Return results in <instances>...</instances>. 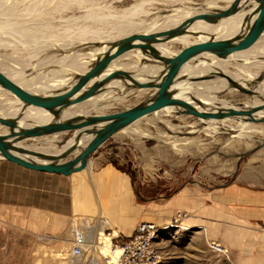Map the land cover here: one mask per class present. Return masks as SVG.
Segmentation results:
<instances>
[{"label": "rangeland", "instance_id": "1", "mask_svg": "<svg viewBox=\"0 0 264 264\" xmlns=\"http://www.w3.org/2000/svg\"><path fill=\"white\" fill-rule=\"evenodd\" d=\"M16 1L14 2H16L17 6L21 9L30 7V9L32 8L34 10L40 7L35 3H29L30 0ZM65 1L64 4L63 0H57L53 2V4H50V7L53 8L50 12V20L48 18L50 14L42 15L43 17L40 18L39 16L35 17L38 15L37 13H39V10H35L34 13L37 12L36 14L32 11H30V14L28 13L29 11L25 12V15L26 13L28 15L32 14L34 19L42 21L44 18H48L45 22L50 21V27L45 31L46 37L50 36L49 39L42 38L34 42V44L32 43L35 48L34 52L36 51L35 58H27L29 57L28 51L26 52L20 45H16V43L22 44L24 39L21 38L17 32H12L11 34L10 28H7V31L0 30V34L6 33L0 35V55H4V57H8V59L14 56L23 59L22 67L24 71L26 70V74H28L32 70L31 67L27 65L35 64L38 58L42 60L49 52L48 55L55 54L53 50H49L51 48V43L59 46V43H63L61 40L62 37L66 38L75 33H85L88 36H97L98 39L100 38L102 40L110 38L118 39L120 35L119 32L125 27L120 21L124 20L123 18L125 15L123 14L127 13L130 8L133 11L128 18L132 21L141 20L142 25H146L147 27L149 23L147 21L152 18H157V16L167 18L174 14V12L171 13V11L176 7L179 8L181 6L185 11L187 10L186 7H188L189 10L187 11L191 12L190 14H196L200 11L199 8L202 7L201 5L204 4H209V6L215 5L216 9L225 5L223 0H170V2L168 0ZM145 1H148L146 5L143 3ZM2 2L8 3H4V6L13 4V0H3ZM2 2L1 5H3ZM74 2H77V4L74 5L76 7L69 9V4ZM109 3H111V10L105 8V5H109ZM67 5L68 8H66ZM135 5L137 7L139 5L145 6H139L140 8L137 9V7H134ZM90 7H93V10H91ZM110 11H112L111 16L114 17L115 22L113 19H109L108 13H110ZM3 17L6 18L7 16L5 15ZM1 18L2 17H0V19ZM26 18V20H32L30 16ZM89 18H92L94 22L90 21ZM6 19L2 18V20ZM162 21V24L157 28L169 29L170 26L166 24L167 20L162 19ZM104 22H107L109 25L104 24ZM30 26L29 33L33 37L34 34L38 33L37 29L41 27V25L32 24ZM82 28H84V30ZM7 32H10V34H8L9 36ZM117 33L119 34L115 37ZM14 35L16 36L14 37ZM53 35L59 37L60 40L58 42L50 40L51 37H54ZM13 38L15 40H13ZM79 39H81V37L74 39L73 43ZM10 40L12 41L11 43L9 42ZM67 40L69 39H65L64 41ZM179 40L184 41V39H175L172 42L176 44ZM7 41L9 43H6ZM37 43L38 47L36 45ZM94 44L95 43L80 45L76 47L77 49L73 48V50L75 49L82 52L85 47L93 46ZM8 45H15L16 47L10 48ZM95 45L98 46L100 44L97 43ZM46 50L48 51L46 52ZM197 60L198 59L194 62L196 63ZM227 62L229 64L237 63L234 59H227ZM9 64L16 68L21 67H17L18 64L12 63V61H9ZM37 86V84H31V88H36ZM245 96L249 95H243L238 92H228L219 95L217 99L225 103L236 105L237 102L245 98ZM134 104L135 102L128 104L125 101L110 104L109 109H107L104 114L119 112ZM178 115L182 119H178ZM147 118L138 121L132 125V127H129L127 131L109 138L90 156V163L87 170L85 169L81 172V175L84 176L86 180V187L93 194V204L96 209L92 215L87 216L86 220H88L89 223H98L99 225L100 220H105L108 224L110 223V204L108 200L110 195L108 190L109 175L106 176L108 173H114L117 176L116 184L120 185V187H122V184H124L126 180L127 189L133 192L135 201L139 204L166 201L184 187L203 193H210L229 182L237 174L247 170H257L264 173V141L258 143V140L264 139V123H253L252 127L257 129V131L255 133H248L246 135L248 136L247 139L232 138V142L230 141L228 143L230 139L223 131H220V133L216 132L217 129H215L216 133L214 130V133L210 130L207 131L202 125L198 126L199 121L195 123L197 124V128H195L193 132H189L192 130L187 129L184 124H192L195 117L183 114L182 112H177L175 117L174 115L170 117L165 115L161 116L158 115V112H154ZM212 124L217 125L216 123ZM4 132L6 131H0V133ZM175 137L183 140L187 139L186 141L190 144L185 145V147L189 148L190 151L187 150V153L184 154L174 151L171 148V144L167 141ZM34 141L36 140H33V142L26 140L23 144L30 146ZM220 146H223V148L217 151ZM2 167L3 169L6 168L9 170L17 169L15 164L0 159V168ZM34 172L28 173L29 175H34L36 178L42 177L41 175H43L35 174ZM3 194L4 196H0V264H74L69 256L70 245L67 242V237L65 236V238H63V232H45L39 231L37 227L34 228L33 223H28L29 216L27 215V209L23 208L22 214L20 209L16 207L17 203L15 202L17 200L12 203V201H8L6 197L9 192L5 191ZM117 196L120 203L124 202L125 197L123 195V190L117 192ZM78 220L84 219L79 218ZM131 231L125 233V236L120 239H113L111 236L114 235V233L111 228L107 226L101 231L102 236L99 235L97 241L101 242V244L103 242L108 245L110 240L105 241L103 236L107 238L109 236L112 238L114 244H120L131 238L133 235ZM213 244L215 243L210 241L204 233V228L202 226L185 223L177 227H170V224L164 226L158 225V232L154 239V246L160 256L158 264H264V258L261 259V257L231 256L228 251L219 244L215 245H218L220 249L225 252L215 251L211 248ZM93 248L98 249V247ZM102 252L103 254H99L98 252L93 254L85 253L84 257L81 258L77 264H92L95 262L96 264H107V261H110V259H105L104 257L108 255L109 251L105 252L104 250Z\"/></svg>", "mask_w": 264, "mask_h": 264}, {"label": "bare ground", "instance_id": "2", "mask_svg": "<svg viewBox=\"0 0 264 264\" xmlns=\"http://www.w3.org/2000/svg\"><path fill=\"white\" fill-rule=\"evenodd\" d=\"M14 1L16 0H13V4H11L10 6L8 5L4 6L5 4H8L5 2H2L3 5H1L0 2V15L3 14L0 17L4 19L7 18L6 20H2V18L0 19V30H6L7 28H10L11 34L12 32L14 33L17 32V34H19L20 37L23 38L24 40L22 44L16 43V45H20L21 48L26 50V52L28 51L29 57L27 58L29 59L35 58L36 51L34 52L35 48L33 44L34 42H37V40L42 38L49 39L50 36L46 37L45 31L50 27L49 24L50 21L49 22H45V21L48 20V18L49 20L51 19L50 12L53 10V8L50 7V4L51 3L53 4V2H56L57 0H30L29 3L32 2L35 3L38 7L40 6L39 8H36L34 10L32 8L31 10L29 6H28L29 8L21 9L19 8V6H17L16 4L17 1L16 2ZM168 1L170 2V0ZM233 1L234 0H223V3H225V5L217 9L215 5L213 6H209V4L201 5L202 7L199 8L200 11L197 12L196 14H190L191 12L187 11L189 10L188 7H186L187 9L186 11L183 7L181 8V6L179 8L176 7L175 9L173 8L174 9L173 11H171V13L174 12V14L170 15L167 18L157 16V18H152L149 21H147L149 22L147 24L148 25L147 27L146 25H142L141 20L132 21L131 19L128 18L129 16H131L132 14L131 12L133 11L130 8L128 9L129 11L127 13L123 14L125 15L123 18L124 20L120 21L121 24H123L125 27L121 32H119L120 35L118 39L110 38L107 40H102L100 38L98 39L97 36H91V35L88 36L85 33H81V34L75 33L74 35H69L66 38L62 37L61 40L63 41V43H59L60 44L59 46L51 43L50 49L46 47L49 50H53L55 54L53 53L51 55H48L50 53L49 52L42 60H39L38 58L35 64L27 65L28 67H31L32 70L28 74H26L25 72L26 70L24 71L22 67L23 65L22 62L24 61L23 59L16 58L17 56L14 57L12 56L14 59L9 58L10 59L9 60L8 57L5 58L4 55L3 56L0 55V72L19 87L33 94L45 96L55 93H61L69 89L75 83V81L80 75L86 73L93 66V64L102 57L104 52L110 48L111 43L123 38L124 36H127L132 33H140V32L159 33L162 31H166L168 29L157 28L162 24L163 22L162 19L167 20L166 24L169 25L170 26L169 29H171L173 27L178 26L184 20L194 15H199L203 13H213L217 10H224L227 7H229L233 3ZM65 2L66 1L63 0V4ZM77 2H79V0H77ZM77 2L76 3L74 2L72 4L70 3L69 9L76 7L74 5L77 4ZM111 3H109V5H105L106 6L105 8L111 10L112 9ZM143 3L146 5L148 1L147 2L145 1ZM145 5H139V6L144 7ZM139 6L137 7L135 5L134 7H137V9H139L140 8ZM256 7L257 4L253 0H240V2L236 7V11L230 14L229 16H227L226 18L216 20L213 23H208L203 20H196L187 28L184 34L171 38L166 42L153 44V47L163 57H174L183 48L195 43L208 41V40H223V39H231L233 37H243L249 30V27L253 19H255L256 17V14L249 22L245 21V17H247L249 13L254 11ZM66 8H68V5L66 6ZM90 9L93 10V7H90ZM35 10H39V13L36 12L38 15H36L35 17L39 16L40 18L43 17L42 15L45 14H50V15L47 19L44 18L42 21L34 19L32 14L28 15L26 13L25 15V12L29 11L28 13L30 14L31 13L30 11L34 13ZM111 14L112 11L108 13L109 19L114 20V17H112ZM5 15L7 16L6 18L3 17ZM29 16L30 18H32V20L30 21L26 20L27 19L26 17ZM89 19L90 21H93L92 18ZM32 24L41 25V27H38L37 29L38 33L34 34L33 37L29 33L31 27L30 25ZM104 24L109 25L107 22L106 23L104 22ZM82 29L84 30V28ZM10 32L9 33L7 32V35L10 34ZM119 33H117L115 37H117ZM1 34H6V33H1ZM15 36L16 35H14V37ZM53 36L54 37L53 38L51 37L50 40L56 42L60 40V38L57 37L56 35ZM80 37L81 39L74 42L75 43L74 44L73 40ZM65 39H69V40L64 41ZM175 39L176 40L184 39V41L179 40L178 43L175 44L174 42H172ZM13 40L15 39L13 38ZM9 42L11 43L12 41L10 40ZM9 42L7 41L6 43ZM89 43H95V44L98 43L100 45L97 46L94 44L95 46L94 45L87 46L84 48L82 52L75 50L77 49L76 48L77 46L85 45ZM104 43H108V44H104ZM36 45L38 47V43ZM12 46L8 45V47L10 48H14L15 45L13 47ZM73 48L75 49L73 50ZM47 51L48 50H46V52ZM196 59L198 60L195 63L194 61ZM227 59H234L237 61V63L235 62L234 64H229L227 62ZM9 61L18 64L17 67L19 66L21 67L20 68L14 67L9 64ZM115 70L126 71L135 79V81L139 83H146L151 81H158L161 78V76L164 74L165 67L160 62L155 61L149 58L148 56H143L141 51L137 49L130 50L122 54L115 60H113L108 65L107 69L100 76L92 79L84 89L89 87L92 83L100 81L103 77L108 75V73ZM222 73L226 75L229 79H231L233 82L237 83L241 88L252 91L253 94L250 96H245V98H243L244 97L243 96L242 97L243 99L239 100L236 105L225 103L217 99V97L221 94L228 92H238V90L233 88L225 78L220 77L218 75ZM31 84H37L38 86L36 88H31ZM128 85H130L128 81H122L120 79H112L107 84H105L102 92L88 98L84 102L73 105L75 106V108H71L70 106L66 109H63L61 113L57 116L56 120L64 121L68 118L75 116L102 115L105 113V111H107V109H109L110 104L119 103L120 101H125L128 104L135 102V104H137L140 101L147 100L153 97L156 93L155 89H129ZM5 91L6 90L0 87V117L14 118L18 114H20L21 118L18 121V125L23 128L45 124L54 119L52 115H47L40 110H34L31 108H27L24 111L21 110L20 104L17 101V99L13 95ZM170 91L174 98L186 101L199 112H207V111L216 112L217 110L228 109V108H233L237 110H241V109L246 110V109H251L252 107L258 105H264V31L260 36V38L250 48H248L245 51L231 54L227 58L219 59L211 54H199L195 58L189 60L180 68L179 72L177 73L173 81V84L170 87ZM157 112L158 115L161 116L165 115L169 117L171 115H174L175 117L177 115V112H182L183 114H185L184 110L177 106L165 107ZM148 116H145L140 120L147 118ZM262 116H264V110L255 112L254 115L255 118ZM177 118L182 119L181 117H179V115ZM138 121L120 130L114 136L127 131L129 127H132V125H134ZM198 121H199L198 126L202 125L203 128H205V130L207 131L210 130L213 132L214 130L215 132V129H217L216 131L217 133L223 131L230 139L228 143L230 141L232 142L233 140L232 138L247 139L248 136L246 135L248 133H255L257 131V129L252 127L253 122L243 121L242 119H238V118L236 119L226 118L222 120H202L195 118L192 124H184V125L185 127H187V129L192 130L189 132H193L195 128H197V124L195 123ZM212 123H216L217 125H214ZM1 130H5L6 132L0 133V135H4L8 131L6 128L0 125V131ZM143 134L146 135L145 133ZM74 135L75 132H61L49 136H43L28 140L32 142L33 140H36L34 141L33 144L31 143L30 146L23 144L25 143L26 140L16 143L15 146L27 148L34 151L44 152L47 154H58L61 153L66 147H68L73 142ZM92 138L93 135H83L79 141V150L74 152L67 159H70L71 157L79 153L80 149H83ZM186 140L175 137V138H170L167 142L171 144V148L174 151L180 154H184L187 153L186 152L187 150L190 151L189 148L185 147V145L190 144ZM263 141L264 139L258 140V143H261ZM221 148H223V146L218 147L217 151L221 150ZM22 157L36 163L40 162L35 158H30L26 156H22ZM102 228L103 226L99 229H94L93 234L88 239V243L91 244V246L93 247H98L101 251L105 250V252H108L106 251L107 249L106 244L101 245V242H97V237L99 235L102 236L101 233ZM103 239L105 241L109 240L106 236H103Z\"/></svg>", "mask_w": 264, "mask_h": 264}, {"label": "water", "instance_id": "3", "mask_svg": "<svg viewBox=\"0 0 264 264\" xmlns=\"http://www.w3.org/2000/svg\"><path fill=\"white\" fill-rule=\"evenodd\" d=\"M253 1L257 4V7L245 17V21L249 22L255 14L256 17L253 19L249 30L243 37L195 43L183 48L174 57H163L153 47V44L166 42L171 38L184 34L187 28L196 20L213 23L216 20L226 18L236 11V7L240 2V0H234L224 10L194 15L184 20L178 26L166 31L159 33L140 32L124 36L111 43L110 48L104 52L102 57L86 73L80 75L69 89L61 93L45 96L33 94L22 89L0 72V87L17 99L21 110L24 111L27 108H31L43 111L45 114L54 117L48 123L28 128H23L18 125V121L21 118L20 114L14 118L0 117V125L8 130L6 134L0 135L1 159L35 172L70 176L73 173L87 169L90 156L117 132L145 116L171 106L180 107L186 115L202 120L238 118L253 123H264V116L254 117L255 112L264 110V105H258L246 110L228 108L217 110L216 112H199L186 101L174 98L170 91V87L180 68L199 54H211L216 58L224 59L231 54L247 50L260 38L264 31V0ZM136 49L141 51L143 56H148L164 65L165 72L158 81L139 83L126 71L115 70L108 73L100 81L92 83L84 89L92 79L100 76L113 60L130 50ZM218 75L225 78L241 94L249 96L253 94L252 91L241 88L223 73ZM112 79L128 81L130 83L128 85L129 89H155L156 93L153 97L140 101L119 112L102 115L75 116L64 121L56 120L63 109L84 102L88 98L102 92L105 84ZM61 132H75V135L73 142L58 154H47L15 146L18 142ZM83 135H93V138L83 149H80L79 153L67 159L79 150V141ZM22 156L35 158L40 162L36 163Z\"/></svg>", "mask_w": 264, "mask_h": 264}, {"label": "crops", "instance_id": "4", "mask_svg": "<svg viewBox=\"0 0 264 264\" xmlns=\"http://www.w3.org/2000/svg\"><path fill=\"white\" fill-rule=\"evenodd\" d=\"M16 167L14 170L0 168V196L9 192L7 200L12 203L17 200L16 207L22 214V209L26 208L28 223H33L39 231L63 232L65 238L79 218L86 219L96 211L93 194L86 187L82 171L61 176ZM28 172L43 175L38 179ZM107 175L110 223L100 220V226L92 223L94 229L109 226L114 233L111 237L120 239L125 233L134 232L140 223L168 225L177 212L185 211L188 218L181 221V225L202 226L210 241L221 245L231 256L264 258L263 172L243 171L210 193L184 187L166 201L145 204L135 201L126 180L120 187L114 173ZM121 190L125 197L122 203L117 196Z\"/></svg>", "mask_w": 264, "mask_h": 264}, {"label": "built area", "instance_id": "5", "mask_svg": "<svg viewBox=\"0 0 264 264\" xmlns=\"http://www.w3.org/2000/svg\"><path fill=\"white\" fill-rule=\"evenodd\" d=\"M186 218H188L186 212H177L170 227L181 225V221ZM93 231V224L84 219L74 223L66 234L67 242L70 245L69 256L74 264H77L84 257L85 253L93 254L98 252L99 254H103L99 248H93L88 243V239L93 234ZM157 232L158 226L154 223H140L135 227L133 235L126 242L114 244L112 238L108 236L110 241L106 251H109V253L104 257L105 259H110V261H107V264H158L160 256L154 246ZM101 245L105 244L102 243ZM211 246L215 251L225 252L218 245L213 244ZM92 264H96V262Z\"/></svg>", "mask_w": 264, "mask_h": 264}]
</instances>
